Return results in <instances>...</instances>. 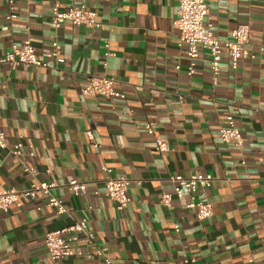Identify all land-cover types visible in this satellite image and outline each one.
I'll return each mask as SVG.
<instances>
[{"label":"crops","instance_id":"obj_1","mask_svg":"<svg viewBox=\"0 0 264 264\" xmlns=\"http://www.w3.org/2000/svg\"><path fill=\"white\" fill-rule=\"evenodd\" d=\"M54 4L69 6L68 0H14L15 18L8 19L0 0V57L25 40L38 55L54 40L60 46L48 68L0 64L4 142L22 143L18 158L0 150V190L54 183L52 196L66 213L55 214L42 196L10 206L0 214V264H105L92 256L48 258L44 235L81 217L111 264H247L249 258L264 264V0H207L213 35L225 41L246 24L245 49L255 55L232 70L223 49L216 86L206 52L194 75L185 72L189 60L176 47L178 0H74L96 11L97 30L69 23L54 29ZM104 40L112 52L106 67ZM94 76L111 79L123 98L82 96ZM228 115L241 148L218 137ZM148 125L168 144L167 152H154ZM22 165L36 176L23 173ZM192 174L213 178L205 196L199 194L212 208L202 221L183 208L186 198L173 197L169 181ZM109 177L130 181L122 212L103 194ZM72 179L84 182L87 192L69 194L64 185ZM162 195L171 196L168 206ZM73 248L90 247L80 242Z\"/></svg>","mask_w":264,"mask_h":264},{"label":"built area","instance_id":"obj_2","mask_svg":"<svg viewBox=\"0 0 264 264\" xmlns=\"http://www.w3.org/2000/svg\"><path fill=\"white\" fill-rule=\"evenodd\" d=\"M4 1L9 9L8 19L15 18L13 10L14 0ZM74 0H68L69 6L65 10H60L58 4L51 8V25L58 29L63 23H69L73 28L86 26L92 30L101 29L102 25L97 20L95 10L85 5H73ZM174 21L175 29L178 32V41L176 47L183 50L189 60L186 67V74L192 76L195 74V62L202 52H206L209 59L210 80L213 86L218 83L220 76L221 52L225 49L228 52L230 67L232 70L237 68L240 60L250 58L255 55L249 53L245 46L249 40V27L246 24L237 25L231 32L230 38L225 41L217 39L211 31V18L207 0H178V8ZM259 51H262L260 49ZM60 46L57 41L50 43V49L47 52L37 54L29 40L21 44H13L8 51L0 57V64L11 67L32 66L36 68H48L59 58ZM103 67H106V60L112 56L109 42L103 41ZM179 69V66H176ZM114 82L105 77H90L85 86L80 89V94L85 97L102 98H123V95L114 90ZM226 126L218 132L219 139L224 143H231L236 148L242 146V136L235 125L234 118L231 115L225 118ZM148 135L154 136L155 153H164L169 150L166 142L160 140L155 135L151 125L146 126ZM87 139L92 140V135L87 134ZM95 148L96 144H92ZM30 148V147H29ZM22 143L16 142L10 147L4 142V133L0 126V150L6 151L11 156L18 158L21 154ZM29 157H34V152H29ZM23 173L32 177L36 176L35 169L22 165ZM110 173V170L104 169ZM172 184L173 197L177 200L187 199L183 208L195 211V216L199 221L205 220L212 215L211 205L200 199L199 194L205 196V190L209 189L213 178L209 174H192L187 178L180 175L169 176ZM130 181L125 177H109L103 182V194L109 198L118 212L124 211L130 202L127 194ZM56 187L54 183L33 182L27 188L22 190L7 189L0 190V214L6 213L10 206H20L23 201H34L38 196L44 198V205L54 210L55 214L62 215L66 213L61 200L52 196V190ZM65 190L72 196H78L87 192V186L84 182L72 179L65 183ZM94 195H99L95 190ZM171 200L170 195H162L160 201L168 206ZM88 220L85 217L76 219L67 227L47 233L43 237V245L47 251L48 258L51 261L67 259L80 256H92L101 259L105 264H111V260L106 254L107 249L97 246L94 243V235L88 231ZM174 230L178 231L177 225ZM84 243L90 247L87 251L75 250L73 246L78 243ZM187 262V261H186ZM247 264H256L251 258Z\"/></svg>","mask_w":264,"mask_h":264}]
</instances>
